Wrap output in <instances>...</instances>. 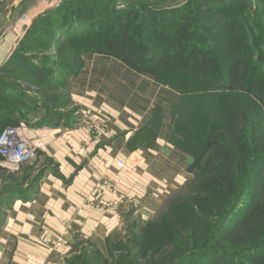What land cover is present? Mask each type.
Masks as SVG:
<instances>
[{"label": "rangeland", "instance_id": "1", "mask_svg": "<svg viewBox=\"0 0 264 264\" xmlns=\"http://www.w3.org/2000/svg\"><path fill=\"white\" fill-rule=\"evenodd\" d=\"M7 1L0 0L1 9ZM131 1L91 0L83 3L82 18L74 22H68L73 17L68 13L70 5L60 10V4H57L30 22H24L27 29L20 28L17 44L7 54L3 50L6 46L1 42L0 55L8 56V59L0 63V133L22 122L35 128L75 124L79 114L72 102L68 77L75 66L81 64V51L98 34L103 39L115 36L116 30H138L136 23H130L138 20L145 30L140 28L135 39L144 34L149 36V40L142 41L147 59L158 58L159 52L180 48L179 44L186 39H190L198 51L202 49L209 59L207 72L202 69V58L196 52V58L177 59L174 65L177 68L182 65V73L177 72L171 78L180 95V103L174 111V140L192 155L195 163L190 178H194L190 184L194 191L192 195L216 202L223 201L226 196L227 190L221 188L217 177V172L223 170L221 160L215 158V148H208L210 142L218 139L236 160V188L241 178L256 170L249 186L253 197L261 196L264 183V0H252V9L243 0ZM154 4L166 8L162 9L164 13L149 8ZM93 12L102 14L101 22L94 32L86 31L85 28L96 23V19H87L88 15H84ZM143 13L146 18L142 17ZM26 16L28 14L23 15L25 19ZM5 20L0 19V25L6 23ZM161 32H166L165 36L171 38V42L174 40L173 44L163 47L161 44H166V39L160 36ZM180 51L183 49L176 50ZM149 61L155 63V60ZM232 71L246 89H240L237 83L232 88L226 87ZM241 146L247 154L242 164ZM37 156L18 163L11 170L3 165L6 160L0 155V216L15 195L29 196L35 192L39 175L34 167ZM254 157L256 162L252 166ZM209 158L214 159L211 170L201 172V167H210ZM165 201L161 209L149 217H143L133 209L125 213L121 228L110 239V264H130L128 261L148 264L143 255L146 252L147 258L159 261V253L148 251L152 247L162 248V242L154 232L155 223L164 226L163 231L173 221L183 222V217L179 216L180 208L169 206ZM247 203L245 201L236 214V226ZM259 219L257 225L262 228L257 237L264 235V214ZM170 229L167 233L173 231ZM259 252L231 260L235 264H250L249 260L256 258ZM90 254V247L82 243L69 260L80 264ZM94 264L107 263L103 260Z\"/></svg>", "mask_w": 264, "mask_h": 264}, {"label": "crops", "instance_id": "2", "mask_svg": "<svg viewBox=\"0 0 264 264\" xmlns=\"http://www.w3.org/2000/svg\"><path fill=\"white\" fill-rule=\"evenodd\" d=\"M53 1L3 4L0 45L6 54L24 22L57 5ZM154 5V12L166 10ZM80 59L68 77L79 118L42 135L35 192L14 196L0 216V264H27L31 256L64 264L84 240L107 257V239L129 209L149 217L191 178L192 155L174 140L180 103L171 83L175 71L163 64L138 70L112 52L86 47Z\"/></svg>", "mask_w": 264, "mask_h": 264}, {"label": "trees", "instance_id": "3", "mask_svg": "<svg viewBox=\"0 0 264 264\" xmlns=\"http://www.w3.org/2000/svg\"><path fill=\"white\" fill-rule=\"evenodd\" d=\"M90 1L91 0H63L58 8H60V10H65L64 7L70 5L71 10H69L70 12L68 13L73 14V17L72 20L70 19L71 21L68 22H74L82 18L83 3H89ZM127 1L129 2L131 0ZM62 16H64V13H62ZM84 16H87V19H96V23L85 28L86 31L94 32L96 30V25L98 24V22H101L102 14L93 12ZM145 16V13H143L142 17L146 18L147 16ZM112 18L116 19L114 16ZM130 23H136L138 30L134 32L128 30L127 28L121 31L116 30L115 36H106V38L103 39H101L102 37L98 34V36H95L96 38L92 37V39L89 40L90 42L88 43V45L85 47L92 48L98 51L106 50L112 52L115 56L121 58L126 64L138 70H144L146 68V64L157 65V68H159V66L163 64L166 65V67H168L169 69L174 70L175 74L177 72L182 73V71H180L182 70V65L177 68L174 65L175 61L177 59H188V57L191 59L196 58L195 56H198L195 55L196 52V54L198 53L202 58V69L205 68L204 72H207L206 65H208L209 63V59L206 57L207 54L201 52L202 49L200 48L199 50L201 51H198L197 48H195V46L190 43V39L181 41L182 43L179 44V46L183 49V51H180L179 53L176 52V50L179 51L180 48L176 47V50L174 51L167 50L166 52H159L158 58L147 59L146 55L143 53V50H145V45L142 44V41L149 40V36H147V34H144V36H142L140 39H135V35L140 33V28H142L143 31L145 30V28L142 27L143 23L139 22L138 20L137 22L136 20H132L130 21ZM98 27L100 28V26ZM165 35H167L166 32H161L160 34L161 37L166 39V44H161L163 47L170 46L174 41L173 40L171 42V38H168ZM162 49L163 51L165 50L164 48ZM149 60H155V63H152ZM236 83L239 84L240 89H246L245 84L238 81V77L235 71H232L229 84L226 87L232 88L236 86ZM209 147L211 149L215 148V152H217L215 158L221 160V165L223 167V170L217 172V177L219 180L216 177L210 176V178L220 181L222 189L226 188L227 191L225 193L226 196L224 200L216 202L213 201V199L199 198V196L195 197L194 195H192V193L194 194V191L191 188L190 184L193 182L192 180L194 178L187 181V183L179 189L170 193L165 199V203H167L169 206L174 205L175 207L180 208L179 216L183 217V222L180 223L178 221H173V223L169 225L167 230L163 231L162 229H164L165 227L159 223H155L154 232L156 235H158L159 241L162 242V248L160 250L153 247L148 249V251H150V253L152 254L154 253L158 255L159 253V261L157 262V260H151L147 258L149 256H147L148 252H146L145 254H143L146 263L235 264L234 260L232 261L231 258L235 259L236 257H245L249 253L260 251L258 256L256 258H253V260H249L248 263L264 264V235L257 237L262 228L261 226L257 225V222L260 220V216L264 214V183L261 188L262 195L259 197H253L251 195L252 191H250L249 183L250 179L255 175L256 170H252L251 172L249 171L245 177H243L244 179L241 178L242 181L237 183L236 188V160H234V158L230 155L228 148L219 143L218 139H215L214 143L210 142L208 144V148ZM244 151V146H241V164L247 157V154ZM208 161L210 167H201V172H207V170L209 172V170H211L214 164V159L210 160L209 158ZM254 162H256L255 157L252 166L254 165ZM241 168H243L242 170H244V167ZM201 187L204 188V185H201ZM248 195H251L250 198L246 197ZM15 197L21 198L27 196L15 195ZM245 201L248 202L247 206L244 209L242 215L238 218L236 226V214H238V212L241 210L242 204ZM161 207L157 210V212L161 209ZM173 224L176 225L173 226ZM174 227H177V229ZM169 228H171L170 230L174 228L171 233H167ZM114 234H112L107 239V257L91 241H82L81 243H86L88 247H90L91 254L89 256H86L85 259L80 262V264H94L98 261L103 260L107 264H110L109 253L110 251H112L110 250V239ZM238 235L242 236L240 237ZM183 236L185 238H183ZM256 237L257 239L254 241L253 239ZM246 241H252L253 243L247 244ZM238 244L241 245V248H231L232 246H236ZM79 247L80 246L76 248L73 254L78 251ZM69 258L70 257L65 260L64 264H76V262L71 263ZM151 258L153 257L151 256ZM128 263L132 264L131 261H128Z\"/></svg>", "mask_w": 264, "mask_h": 264}, {"label": "built area", "instance_id": "4", "mask_svg": "<svg viewBox=\"0 0 264 264\" xmlns=\"http://www.w3.org/2000/svg\"><path fill=\"white\" fill-rule=\"evenodd\" d=\"M62 0H55L54 4H60ZM48 126L35 128L27 123L10 126L0 133V155L5 158L3 165L11 170L18 163L34 159L38 151L45 149L42 135L48 130ZM44 131V132H43ZM118 166L123 167L124 163L119 162ZM27 264H45V260L31 256Z\"/></svg>", "mask_w": 264, "mask_h": 264}, {"label": "water", "instance_id": "5", "mask_svg": "<svg viewBox=\"0 0 264 264\" xmlns=\"http://www.w3.org/2000/svg\"><path fill=\"white\" fill-rule=\"evenodd\" d=\"M251 9L253 8L252 0H243ZM27 29V26H24V30Z\"/></svg>", "mask_w": 264, "mask_h": 264}]
</instances>
